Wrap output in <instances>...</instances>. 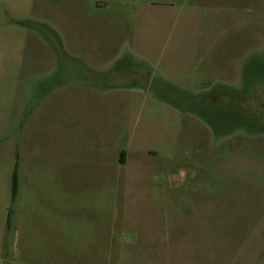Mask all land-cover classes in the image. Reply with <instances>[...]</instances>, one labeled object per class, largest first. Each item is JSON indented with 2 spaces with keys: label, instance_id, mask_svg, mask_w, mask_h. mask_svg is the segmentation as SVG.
Instances as JSON below:
<instances>
[{
  "label": "rangeland",
  "instance_id": "rangeland-1",
  "mask_svg": "<svg viewBox=\"0 0 264 264\" xmlns=\"http://www.w3.org/2000/svg\"><path fill=\"white\" fill-rule=\"evenodd\" d=\"M263 121L264 0H0V264H264Z\"/></svg>",
  "mask_w": 264,
  "mask_h": 264
},
{
  "label": "crops",
  "instance_id": "crops-1",
  "mask_svg": "<svg viewBox=\"0 0 264 264\" xmlns=\"http://www.w3.org/2000/svg\"><path fill=\"white\" fill-rule=\"evenodd\" d=\"M16 168V174H17V183H18V188H17V193H16V196H15V198L11 201V190H10V183H11V175H12V172H13V168ZM13 168H12V170H11V172L9 173V172H7V182H8V190L6 191L7 192V198H6V201L8 202V204L9 203H11V204H15V201H17V200H19V197H20V195H21V189H22V184H21V182H20V180H21V176H20V172H19V170H18V163L17 162H15L14 164H13ZM8 212V211H7ZM6 218H7V214H6Z\"/></svg>",
  "mask_w": 264,
  "mask_h": 264
},
{
  "label": "trees",
  "instance_id": "trees-1",
  "mask_svg": "<svg viewBox=\"0 0 264 264\" xmlns=\"http://www.w3.org/2000/svg\"><path fill=\"white\" fill-rule=\"evenodd\" d=\"M262 122V121H261ZM119 160L121 162L124 161V153L121 152ZM18 183H17V174H16V168H13V172L11 175V183H10V190H11V201L15 198L17 193ZM11 210L9 209L7 212V224L9 223V217H10Z\"/></svg>",
  "mask_w": 264,
  "mask_h": 264
},
{
  "label": "flooded vegetation",
  "instance_id": "flooded-vegetation-1",
  "mask_svg": "<svg viewBox=\"0 0 264 264\" xmlns=\"http://www.w3.org/2000/svg\"><path fill=\"white\" fill-rule=\"evenodd\" d=\"M263 124H264V121H263Z\"/></svg>",
  "mask_w": 264,
  "mask_h": 264
}]
</instances>
